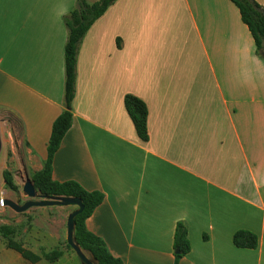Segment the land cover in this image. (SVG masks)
<instances>
[{"label":"crops","instance_id":"1","mask_svg":"<svg viewBox=\"0 0 264 264\" xmlns=\"http://www.w3.org/2000/svg\"><path fill=\"white\" fill-rule=\"evenodd\" d=\"M77 1L0 0V109L35 171L64 109V17ZM126 94L147 106L146 140ZM71 107L51 177L104 194L85 224L121 264H174L178 223L190 249L177 264H264V59L232 1L115 0L79 43ZM238 230L257 247L235 246ZM55 263L0 249V264Z\"/></svg>","mask_w":264,"mask_h":264},{"label":"trees","instance_id":"2","mask_svg":"<svg viewBox=\"0 0 264 264\" xmlns=\"http://www.w3.org/2000/svg\"><path fill=\"white\" fill-rule=\"evenodd\" d=\"M115 0H96L88 2L78 0L76 7L64 17L67 27V40L64 46L65 85H64V109L54 119L49 140L47 143V155L41 169L31 175L35 188L42 196L64 195L79 197L83 203V209L75 216L74 239L81 250L89 257L97 260L98 264H121V259L113 256L107 249L105 241L87 229L85 221L93 213L95 208L103 201L104 194L99 190H87L74 180L56 181L51 177L53 156L65 133L72 123L71 102L75 93V65L79 43L91 24L100 17ZM238 8L242 22L247 26L254 44L255 51L264 59V5L257 0H230ZM125 109L134 125L137 135L141 140L147 139V106L145 102L133 94L124 96ZM4 186L7 189L17 190L12 172L2 170ZM14 229L10 225H0V234L6 241V246L16 250L21 256L30 261L37 262L41 258L47 262H54L62 256L63 250L59 247L51 251H43L41 255L23 246L13 239ZM233 244L242 248H255L258 237L246 230H238L232 236ZM67 247L71 248L68 244ZM175 253L174 264L190 249L187 229L183 223H178L173 237Z\"/></svg>","mask_w":264,"mask_h":264},{"label":"rangeland","instance_id":"3","mask_svg":"<svg viewBox=\"0 0 264 264\" xmlns=\"http://www.w3.org/2000/svg\"><path fill=\"white\" fill-rule=\"evenodd\" d=\"M184 53L187 57V65L189 67L197 66L193 63V58L199 50L191 35V32L186 30ZM203 66H206L204 61ZM0 187L2 185V170L8 169L12 172L13 180L17 190L7 189L6 194L15 201L23 203L29 198L22 192V186L26 178L31 179V175L35 172V168L24 149L22 127L18 119L8 110L0 109ZM32 180V179H31ZM4 188L2 190H4ZM38 193H40L37 190ZM74 206H32L24 212H16L10 207L5 209L0 207V225H10L14 229L13 239L23 243L25 247L34 249L38 254H41L46 249L59 247L68 252L64 253L55 264H81L79 257L72 248L67 247L66 243V219L69 212ZM3 210V211H2ZM59 231V241L56 244L54 238L50 236L44 237L45 233ZM5 246V241L0 234V249ZM67 254H70L69 257Z\"/></svg>","mask_w":264,"mask_h":264},{"label":"water","instance_id":"4","mask_svg":"<svg viewBox=\"0 0 264 264\" xmlns=\"http://www.w3.org/2000/svg\"><path fill=\"white\" fill-rule=\"evenodd\" d=\"M3 120V118H0ZM0 151H1V137H0ZM22 192L29 199L23 203H19L9 197H5V206L10 207L16 212H24L32 206H47V205H60V206H74L69 212L66 219V243L71 246L76 255L79 257L81 264H98L97 260L87 256L79 247L78 243L74 239V227H75V216L83 209L82 200L75 196H64V195H51L42 196L37 192L31 179L26 178L22 186ZM175 253L178 250L175 249Z\"/></svg>","mask_w":264,"mask_h":264},{"label":"built area","instance_id":"5","mask_svg":"<svg viewBox=\"0 0 264 264\" xmlns=\"http://www.w3.org/2000/svg\"><path fill=\"white\" fill-rule=\"evenodd\" d=\"M4 202H5V197L4 196H0V207L1 208H3L5 206Z\"/></svg>","mask_w":264,"mask_h":264}]
</instances>
